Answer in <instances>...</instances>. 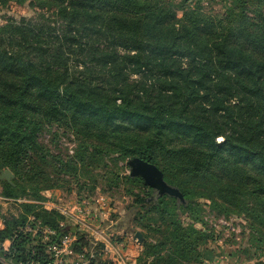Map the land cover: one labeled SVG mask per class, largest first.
<instances>
[{"label":"trees","instance_id":"trees-1","mask_svg":"<svg viewBox=\"0 0 264 264\" xmlns=\"http://www.w3.org/2000/svg\"><path fill=\"white\" fill-rule=\"evenodd\" d=\"M213 1L0 0L34 11L0 27V174L14 175L1 196L39 204L4 218L2 260H49L42 237L16 232L30 216L54 241L72 234L78 253L91 250L41 194L57 182L50 164L79 177L104 159L154 164L184 196L126 175L147 192L132 215L157 238L144 235L137 264H207L200 243L210 238L195 225L207 206L244 216L264 242V0L217 11ZM53 125L78 142L66 160L40 140ZM94 250L92 264H104Z\"/></svg>","mask_w":264,"mask_h":264},{"label":"rangeland","instance_id":"rangeland-1","mask_svg":"<svg viewBox=\"0 0 264 264\" xmlns=\"http://www.w3.org/2000/svg\"><path fill=\"white\" fill-rule=\"evenodd\" d=\"M208 4L216 11L221 10L223 0L207 2ZM33 16L34 11L29 4L21 6L12 2L6 7L0 6V27L10 20ZM40 140L50 149L52 156L64 160L72 156L78 147L74 134L58 125L46 128ZM127 167L121 160L104 159L103 163L95 164L90 173L85 172L79 177L65 172L59 175L58 167H53L52 164L45 169L49 179H57V182L53 188L42 192L43 203L55 204L76 216V209L85 207L86 215H79L81 223L76 224L69 219L68 221L78 227V239L79 236L83 237L92 245V250L96 248L104 264H114L112 258L116 251L125 255L135 249L138 250L139 257L143 248L135 238L138 232L143 238L145 235L149 237V241L157 242L156 233L149 234L137 222L136 214L141 210L135 207L145 205L143 201L147 198V192L142 185L125 179L129 174ZM111 172L114 173L113 177ZM1 192L0 185V215L4 218L17 219L19 210L25 209L19 205H39L25 196L17 201L6 199L1 196ZM134 210H137L135 216L132 215ZM195 225L197 231L206 233L210 238L209 242L200 243L203 260L208 262L207 264H264V242H259L262 236L252 229L250 221L244 216L225 215L221 210L207 206L198 211V221ZM95 241L96 246L93 244ZM107 246L112 248V252H109ZM5 247H8V244H5ZM0 263L8 264L1 258ZM127 263L132 264L131 258Z\"/></svg>","mask_w":264,"mask_h":264},{"label":"built area","instance_id":"built-area-1","mask_svg":"<svg viewBox=\"0 0 264 264\" xmlns=\"http://www.w3.org/2000/svg\"><path fill=\"white\" fill-rule=\"evenodd\" d=\"M45 209L48 210H57L70 221L75 222L76 224L81 223L79 215H86L87 211L85 207H80L76 209L77 216L66 209H61L55 204L45 202L42 203ZM74 225V223H72ZM5 219L0 215V231L5 229ZM18 233L31 234L33 237L40 236L43 238V242L47 243L45 254L48 255V261H41L40 257L36 260L20 263V264H92L95 258V251L88 250L78 253L75 248L76 237L72 234H67L61 237L58 241H54L56 232L52 229L43 226L39 221L36 220L34 216L28 217V221L24 227L17 229ZM98 242V241H97ZM5 244H8V247H5ZM96 246V241L93 243ZM10 242L7 241L3 244V249L5 251L9 250ZM109 252H112V248L107 246ZM35 255V254H34ZM37 256V254H36ZM115 264H128L126 255H121L119 251H116L114 254ZM213 264H216L213 263Z\"/></svg>","mask_w":264,"mask_h":264},{"label":"water","instance_id":"water-1","mask_svg":"<svg viewBox=\"0 0 264 264\" xmlns=\"http://www.w3.org/2000/svg\"><path fill=\"white\" fill-rule=\"evenodd\" d=\"M127 165L129 167V175L132 178L142 179L145 185L156 191L159 196H170L185 202L182 193L178 189L167 184L163 172L154 164L139 158H133L127 162ZM13 178L14 175L9 170L2 171L0 174V182L3 180L11 182ZM76 228V226H71L68 229L75 231ZM135 238L141 245L143 242L142 234L139 232L136 233Z\"/></svg>","mask_w":264,"mask_h":264},{"label":"crops","instance_id":"crops-1","mask_svg":"<svg viewBox=\"0 0 264 264\" xmlns=\"http://www.w3.org/2000/svg\"><path fill=\"white\" fill-rule=\"evenodd\" d=\"M138 250L132 249L131 251H129L127 254H125L127 256V260L129 261V259L131 258L132 264L136 263V258L138 257L139 253H137ZM129 256V257H128ZM112 260L114 261L115 264V258L113 257ZM127 261V262H128Z\"/></svg>","mask_w":264,"mask_h":264}]
</instances>
